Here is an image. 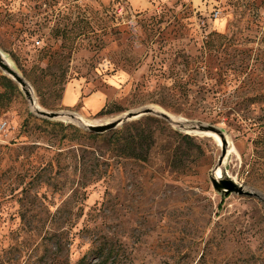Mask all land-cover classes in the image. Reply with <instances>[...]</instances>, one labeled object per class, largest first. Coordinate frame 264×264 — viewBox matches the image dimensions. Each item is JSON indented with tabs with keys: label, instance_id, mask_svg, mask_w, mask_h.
<instances>
[{
	"label": "rangeland",
	"instance_id": "374dc122",
	"mask_svg": "<svg viewBox=\"0 0 264 264\" xmlns=\"http://www.w3.org/2000/svg\"><path fill=\"white\" fill-rule=\"evenodd\" d=\"M149 1L0 0V48L43 109L217 127L243 193L212 187L216 134L147 115L93 136L32 115L0 71V264H264V0ZM67 83L105 105L65 106Z\"/></svg>",
	"mask_w": 264,
	"mask_h": 264
},
{
	"label": "water",
	"instance_id": "95a60500",
	"mask_svg": "<svg viewBox=\"0 0 264 264\" xmlns=\"http://www.w3.org/2000/svg\"><path fill=\"white\" fill-rule=\"evenodd\" d=\"M0 71L2 75L11 80L23 94L29 112L37 118L47 120H60L75 124L82 130L89 133L102 134L117 127L138 119L143 116L152 115L163 119L175 129H179L186 134H216L220 140L221 154L219 156L215 172L218 168L221 171V177H215V172L211 177L212 187L224 195L230 193H243V186L237 184L234 180L227 176L222 177V163L227 154V140L222 130L212 125H204L198 121L182 119L170 115L168 112L158 109L153 105L138 107L134 110L125 111L115 118L104 123H93L85 118L81 113L70 109L46 110L38 103L35 90L28 79L15 67L7 54L0 48Z\"/></svg>",
	"mask_w": 264,
	"mask_h": 264
},
{
	"label": "crops",
	"instance_id": "0c3cea01",
	"mask_svg": "<svg viewBox=\"0 0 264 264\" xmlns=\"http://www.w3.org/2000/svg\"><path fill=\"white\" fill-rule=\"evenodd\" d=\"M130 6L133 9L146 8L150 5L149 0H129ZM86 98L83 109L89 111H97L102 108L106 101L107 96L102 91H89L84 97L82 89L75 83H67L63 92V104L65 106H75L78 102H82Z\"/></svg>",
	"mask_w": 264,
	"mask_h": 264
},
{
	"label": "trees",
	"instance_id": "16d2710c",
	"mask_svg": "<svg viewBox=\"0 0 264 264\" xmlns=\"http://www.w3.org/2000/svg\"><path fill=\"white\" fill-rule=\"evenodd\" d=\"M7 78V77H6ZM8 79V78H7ZM9 80V79H8ZM9 81H11V80H9ZM12 82V81H11ZM13 83V82H12ZM14 84V83H13ZM155 118V117H154ZM84 132H86V131H84ZM87 133H89V132H87ZM89 134H93V136H96V135H100V134H96V133H89ZM177 135H179L182 139H184V140H188V139H190V135H188V134H182V133H180V132H177L176 133ZM151 138H150V136H145V135H143V134H138V135H135L133 138H132V140H131V142L129 143V145H128V148L131 150V152L132 153H130L131 155H133L134 156V150L136 149V147L139 145V144H142L143 142H147L148 140H150ZM150 142V141H149Z\"/></svg>",
	"mask_w": 264,
	"mask_h": 264
},
{
	"label": "bare ground",
	"instance_id": "6f19581e",
	"mask_svg": "<svg viewBox=\"0 0 264 264\" xmlns=\"http://www.w3.org/2000/svg\"><path fill=\"white\" fill-rule=\"evenodd\" d=\"M217 140H218V142L220 143V140L217 138ZM221 173V171H220V168H218L217 170H216V172H215V177H220V174Z\"/></svg>",
	"mask_w": 264,
	"mask_h": 264
}]
</instances>
